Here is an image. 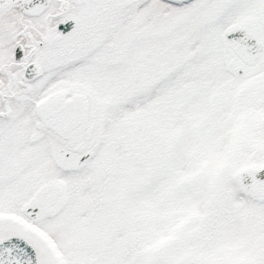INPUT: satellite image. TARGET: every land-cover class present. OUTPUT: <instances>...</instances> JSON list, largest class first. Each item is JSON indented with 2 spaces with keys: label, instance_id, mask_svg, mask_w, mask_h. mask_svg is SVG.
Instances as JSON below:
<instances>
[{
  "label": "snow or ice",
  "instance_id": "1",
  "mask_svg": "<svg viewBox=\"0 0 264 264\" xmlns=\"http://www.w3.org/2000/svg\"><path fill=\"white\" fill-rule=\"evenodd\" d=\"M0 264H264V0H0Z\"/></svg>",
  "mask_w": 264,
  "mask_h": 264
}]
</instances>
